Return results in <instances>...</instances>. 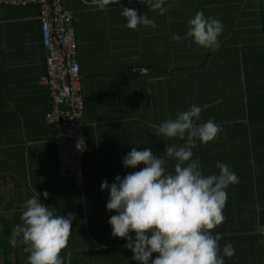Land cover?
Masks as SVG:
<instances>
[{
    "label": "crops",
    "instance_id": "crops-1",
    "mask_svg": "<svg viewBox=\"0 0 264 264\" xmlns=\"http://www.w3.org/2000/svg\"><path fill=\"white\" fill-rule=\"evenodd\" d=\"M61 3L72 15L83 102L80 183L56 175L52 127L44 118L50 96L40 81L38 7L0 4V264H14L11 257L27 264L23 245L12 247L10 234L24 200L36 192L58 214H74L63 258L139 264L127 241L111 234L115 212L106 209L109 194L100 184L144 167L123 166L133 147L165 157L167 145H182L154 132L192 105L202 108L196 123L212 119L222 128L214 140L197 141L192 158L205 175L218 174L219 161L239 178L226 189L225 220L211 230L220 234L221 250L227 243L235 249L225 264H264V0H164L163 15L141 0H118L104 10L82 0ZM124 7L146 14L156 27L129 29ZM197 11L223 24L218 48L172 39L185 35ZM175 163L166 158L164 167L174 172Z\"/></svg>",
    "mask_w": 264,
    "mask_h": 264
},
{
    "label": "clouds",
    "instance_id": "clouds-1",
    "mask_svg": "<svg viewBox=\"0 0 264 264\" xmlns=\"http://www.w3.org/2000/svg\"><path fill=\"white\" fill-rule=\"evenodd\" d=\"M82 2L104 10L118 0ZM141 2L147 4L150 11L158 10L160 15L168 11L163 6L164 0ZM121 15L126 18L129 29L140 25L156 27L154 20L146 14L138 15L134 8H122ZM222 31L220 20L206 18L202 11H197L187 21L185 35L173 34L172 39L188 41L189 47L194 42L197 47L216 49L220 46ZM201 111V107L192 105L155 128L158 137L177 138L185 141L182 145H167L165 157L154 155L149 148L133 147L122 158L123 166L135 169L143 164L144 167L123 178L117 175L111 184L107 180L100 184L101 190L109 194L106 209L115 212L108 219L111 234L127 241L125 247L132 251V258L139 264H225L223 257L235 254L231 243L221 250V236L213 235L211 230L225 220L226 189L238 183L239 178L219 161L216 162L219 173L205 175L199 160L192 158L197 141L208 143L222 131L212 119L196 123ZM166 158L176 161L174 172L164 167ZM43 195L47 197V191ZM21 209V222L13 227L10 235L13 246L23 245L27 264H71V253L67 261L61 253L72 234L74 214H58L57 209L39 200L37 192L24 200Z\"/></svg>",
    "mask_w": 264,
    "mask_h": 264
},
{
    "label": "built area",
    "instance_id": "built-area-1",
    "mask_svg": "<svg viewBox=\"0 0 264 264\" xmlns=\"http://www.w3.org/2000/svg\"><path fill=\"white\" fill-rule=\"evenodd\" d=\"M0 4L38 7L40 41L44 50L45 73L40 81L46 84L50 108L44 114L52 127V142L58 178L71 177L80 183L83 102L78 63L71 28V12L61 0H0ZM79 146V147H78Z\"/></svg>",
    "mask_w": 264,
    "mask_h": 264
},
{
    "label": "rangeland",
    "instance_id": "rangeland-1",
    "mask_svg": "<svg viewBox=\"0 0 264 264\" xmlns=\"http://www.w3.org/2000/svg\"><path fill=\"white\" fill-rule=\"evenodd\" d=\"M6 247H7V246H6ZM12 247H14L13 244H12ZM19 247H20V245H18V248H19ZM64 259H65V261H67V258H66V257H65ZM9 260H10V262H12V263H14V264H20V262H18V260L15 261L14 258H12V257H11ZM9 260H8V261H9ZM74 264H82V263H80L78 260H76V262H75Z\"/></svg>",
    "mask_w": 264,
    "mask_h": 264
},
{
    "label": "trees",
    "instance_id": "trees-1",
    "mask_svg": "<svg viewBox=\"0 0 264 264\" xmlns=\"http://www.w3.org/2000/svg\"><path fill=\"white\" fill-rule=\"evenodd\" d=\"M29 5V4H28ZM260 16L262 17V15H261V13H260ZM262 19H263V17H262ZM261 19V20H262ZM40 43H41V41H40ZM43 59H44V57H43ZM44 61V60H43ZM44 66H45V63H44ZM72 264H74L75 262H71ZM5 264H11V263H8V262H6Z\"/></svg>",
    "mask_w": 264,
    "mask_h": 264
}]
</instances>
